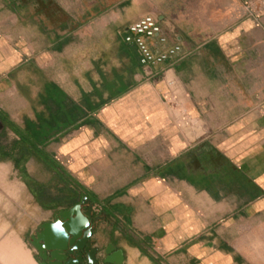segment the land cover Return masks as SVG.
<instances>
[{"label":"crops","instance_id":"1","mask_svg":"<svg viewBox=\"0 0 264 264\" xmlns=\"http://www.w3.org/2000/svg\"><path fill=\"white\" fill-rule=\"evenodd\" d=\"M246 1L0 0V240L40 264L31 235L80 203L99 264H264V0ZM145 16L153 54L180 48L149 67L126 39Z\"/></svg>","mask_w":264,"mask_h":264},{"label":"water","instance_id":"2","mask_svg":"<svg viewBox=\"0 0 264 264\" xmlns=\"http://www.w3.org/2000/svg\"><path fill=\"white\" fill-rule=\"evenodd\" d=\"M96 221L92 209L83 210L76 203L59 211L54 221L43 223L42 229L31 235L33 246L44 259L40 264H99L100 248L93 240ZM105 253V262L120 264L124 260L122 250L107 247Z\"/></svg>","mask_w":264,"mask_h":264},{"label":"bare ground","instance_id":"3","mask_svg":"<svg viewBox=\"0 0 264 264\" xmlns=\"http://www.w3.org/2000/svg\"><path fill=\"white\" fill-rule=\"evenodd\" d=\"M129 30L130 34L126 35V39L137 43L141 51V62L146 67H149L151 63L165 60L169 55L176 53L180 49L179 46H175L166 53L159 55L152 53L144 37H152L160 32V25L153 16H145L133 23ZM161 40L165 39L161 38ZM20 250V246L15 244L11 238H5L0 241V264H36L33 259L20 253Z\"/></svg>","mask_w":264,"mask_h":264},{"label":"rangeland","instance_id":"4","mask_svg":"<svg viewBox=\"0 0 264 264\" xmlns=\"http://www.w3.org/2000/svg\"><path fill=\"white\" fill-rule=\"evenodd\" d=\"M243 5H245V6H255V4L256 5H258V6H260V5H262L261 3H260V0H257L256 2L254 1V0H247L246 2H243L242 3ZM7 238V237H6ZM5 239V238H4ZM3 239V240H4ZM3 240H0V241H3ZM16 244V243H15ZM29 245H30V247H34L33 245H32V243H31V241L29 242ZM24 249L22 250V251H19L20 253H22L24 256H26V255H28L29 257H31V253H30V251L29 250H27L25 247H24V245L22 246Z\"/></svg>","mask_w":264,"mask_h":264},{"label":"flooded vegetation","instance_id":"5","mask_svg":"<svg viewBox=\"0 0 264 264\" xmlns=\"http://www.w3.org/2000/svg\"><path fill=\"white\" fill-rule=\"evenodd\" d=\"M69 207H71V206H69ZM68 207V208H69ZM66 209V208H65ZM55 220V219H54ZM53 220V221H54ZM42 229V226L39 228V230H41ZM30 241H31V243H32V238L30 237ZM33 245V244H32ZM35 248V247H34ZM36 249V248H35ZM36 253H37V257H38V259H39V262H41V261H44V259L42 258V257H40V253H39V251L36 249ZM69 256H72V255H69ZM98 258V257H97ZM86 264H88V261L86 262Z\"/></svg>","mask_w":264,"mask_h":264}]
</instances>
